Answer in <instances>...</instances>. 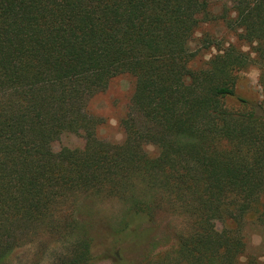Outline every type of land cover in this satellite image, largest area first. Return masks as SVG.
<instances>
[{"label":"trees","instance_id":"trees-1","mask_svg":"<svg viewBox=\"0 0 264 264\" xmlns=\"http://www.w3.org/2000/svg\"><path fill=\"white\" fill-rule=\"evenodd\" d=\"M228 1L251 49L197 68L210 0H0V264L38 246L47 264H132L125 244L139 264H264L242 260L247 217L264 223V0ZM251 66L260 102L237 92ZM124 74L111 143L88 106ZM67 132L85 147L54 153Z\"/></svg>","mask_w":264,"mask_h":264},{"label":"rangeland","instance_id":"rangeland-1","mask_svg":"<svg viewBox=\"0 0 264 264\" xmlns=\"http://www.w3.org/2000/svg\"><path fill=\"white\" fill-rule=\"evenodd\" d=\"M211 13L216 20L209 23H202L191 41V49L198 54L193 63L194 67L200 68L216 54L218 49L227 48L229 45H235L243 51H250L251 47L240 41L239 33L230 30L227 27L226 20L221 18L228 13V17L235 15L228 0H210ZM207 41V42H205ZM209 41V42H208ZM208 45V47H207ZM260 70L256 66H251L248 70L240 73L237 92L252 102H260L263 99L262 88L259 83ZM135 91V79L124 74L112 79L107 89L95 97L89 103V111L93 116L102 119L103 123L98 128V135L101 139L111 143H121L124 140V133L120 126L121 119L126 115L131 98ZM229 105L237 106L235 101H230ZM86 139L82 132H67L62 135L60 140L53 144L54 153H59L63 149H83ZM148 152L155 156L157 151L150 146ZM246 243V257H256L259 260L264 259V223L258 219L256 213L250 214L243 230ZM128 260L133 264H139L140 257L131 250L130 246H123ZM41 249L43 253L41 254ZM52 246L45 254L41 247H29L18 250L10 260L9 264H47L50 255L53 254ZM98 264H113L106 260Z\"/></svg>","mask_w":264,"mask_h":264}]
</instances>
